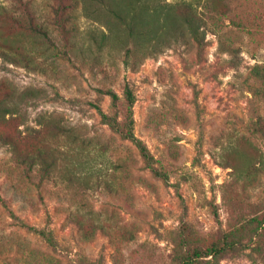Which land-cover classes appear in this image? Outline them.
I'll list each match as a JSON object with an SVG mask.
<instances>
[{"label":"rangeland","instance_id":"1","mask_svg":"<svg viewBox=\"0 0 264 264\" xmlns=\"http://www.w3.org/2000/svg\"><path fill=\"white\" fill-rule=\"evenodd\" d=\"M0 4L9 14L0 18L3 43L22 37L15 14L28 4L57 46L38 44L28 65L0 56V100L37 90L19 102V112L0 119V264H180L191 249L231 240L233 247L194 264H264V82L253 75V66L264 65V15L257 20L253 6L264 0H237L226 27L147 56L128 55L131 44L103 41L106 17H87L82 3L67 23L66 10L54 16L55 0ZM256 22H263L259 31ZM56 23L67 30L59 34ZM228 41L233 53L223 49ZM28 45L36 47L32 39ZM126 85L135 95L133 132L163 176L97 113L95 106L121 119ZM107 89L118 94L117 106L100 91ZM53 117L98 139L104 155L78 153L82 164L67 179L56 173L39 181L19 161L54 152L63 172ZM88 159L91 170L81 171ZM21 221L50 229L57 245Z\"/></svg>","mask_w":264,"mask_h":264},{"label":"trees","instance_id":"2","mask_svg":"<svg viewBox=\"0 0 264 264\" xmlns=\"http://www.w3.org/2000/svg\"><path fill=\"white\" fill-rule=\"evenodd\" d=\"M62 1L55 0V6L52 8L55 17L62 10H66L65 12L69 13V15H67L65 22L71 21L74 18V13L78 5L82 3L87 17H106L108 31L102 34L103 41L106 39L113 41L115 46H127L131 44L132 49H130L128 55H136L139 51L144 50L147 51L145 52V56H147L156 55L162 51L163 47H167L179 39L190 38L192 41L200 42L204 38L206 29L215 30L216 27L223 25L226 27L228 24L224 23L226 22L225 19H229L230 22L235 21L231 18V13L236 8L235 3L237 0H177L175 2H163L162 0H68L69 5L66 7L67 9H63L60 6ZM216 1L221 2L220 8H216ZM21 6L20 12L15 14L16 19L14 22L22 37L16 38L13 44L8 46L3 43L4 40L2 41V37L4 36L0 32V56L15 62L16 58L14 56L17 55L19 59L28 65L30 62L33 63L35 59L32 53L37 51L38 44H51L53 46L52 50H57V46L52 43L53 38L48 31L41 27L39 28L30 11L29 5L21 4ZM253 10L257 14L255 18L263 21L264 6H253ZM4 15H9L7 7L0 4V18ZM236 23L239 28L242 27L239 22L236 21ZM251 25L256 31H259L262 28L263 22H256V26L254 24ZM55 29L59 34L67 30L65 24L61 23H56ZM66 34L64 39L68 41L73 32L69 29ZM23 35L29 37L27 38ZM30 39L33 40L36 47H29L28 41ZM221 41L225 45L223 40ZM223 49H229L230 53H233L235 47L228 41L227 46ZM253 70V75L264 82V65L256 64L253 66ZM36 91L34 89H27L18 94L14 90L7 98L0 100V119L4 118L6 114L19 112V102L23 101L26 94L32 95L37 93ZM100 91L109 96L112 106H117L119 96L115 91L111 89ZM26 98L27 96L24 99ZM134 102V92L126 85L123 92L124 110L121 119H118L115 115L107 114L99 106H95V108L102 122L107 124L113 133L118 134L123 139L131 141L137 147L142 159L146 161L147 167L154 175L163 176V174L152 167L150 162L151 156L146 146L133 132ZM51 122L57 129L54 133V140H57L58 144L64 147L61 151L63 156L60 157L63 162V172L61 173L58 170L59 157L54 155V152H51L49 156L45 157L38 151L24 154L22 160L19 161L25 174L29 175L32 171H37L39 181L49 179V177L56 173L59 175L58 178L67 179L66 175H72L75 169H79L82 164V162L74 160L78 156V153L85 157H88L91 152L101 157L104 155L103 150L98 146V139L94 141L88 134L81 133L76 126L64 125L59 118L53 117ZM0 143H5V138L2 136H0ZM89 161L90 159L84 161L81 166V171L91 170L92 166L89 167ZM261 223H264V220ZM20 224L41 235L49 246L55 247L57 245L50 229H37L22 221ZM235 244L236 241L231 240L227 241L221 248L214 246L210 250L191 249L180 264H194V261L198 257L219 254L226 247L230 248Z\"/></svg>","mask_w":264,"mask_h":264}]
</instances>
